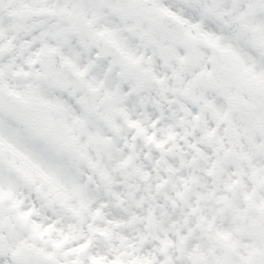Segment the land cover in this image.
<instances>
[{"label": "snow or ice", "instance_id": "snow-or-ice-1", "mask_svg": "<svg viewBox=\"0 0 264 264\" xmlns=\"http://www.w3.org/2000/svg\"><path fill=\"white\" fill-rule=\"evenodd\" d=\"M0 264H264V0H0Z\"/></svg>", "mask_w": 264, "mask_h": 264}]
</instances>
